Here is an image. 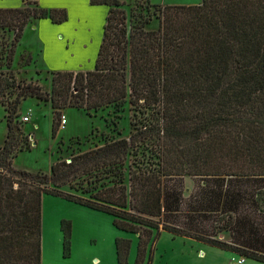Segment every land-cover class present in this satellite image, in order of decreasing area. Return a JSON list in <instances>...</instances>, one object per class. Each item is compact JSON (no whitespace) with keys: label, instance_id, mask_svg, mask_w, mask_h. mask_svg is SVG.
I'll use <instances>...</instances> for the list:
<instances>
[{"label":"trees","instance_id":"trees-1","mask_svg":"<svg viewBox=\"0 0 264 264\" xmlns=\"http://www.w3.org/2000/svg\"><path fill=\"white\" fill-rule=\"evenodd\" d=\"M90 3L109 8L94 68L52 71L50 93L18 80L13 61L32 19L62 23L67 9L38 1L0 8V31L14 32L8 70L0 71L8 129L0 148V264H42L45 194L108 213L118 229L138 234L135 264L162 231L264 262V0L165 5L158 29L147 28L150 18L132 21V5L121 0ZM28 97L51 101L53 137L67 107L127 105L134 130L70 162L58 159L50 174L18 169L13 157L29 149L18 125ZM97 176L88 196L62 189ZM186 176L198 178L194 197L185 196ZM203 217L213 218L210 226ZM61 229L67 250L71 224L63 220ZM225 231L232 243L219 238ZM115 244L118 264H127L131 240Z\"/></svg>","mask_w":264,"mask_h":264},{"label":"rangeland","instance_id":"rangeland-1","mask_svg":"<svg viewBox=\"0 0 264 264\" xmlns=\"http://www.w3.org/2000/svg\"><path fill=\"white\" fill-rule=\"evenodd\" d=\"M23 0H0V8L19 6ZM31 1L32 0H25ZM131 4L127 7L132 21H142L150 18L148 29H158L163 20L162 12L165 5L199 4L202 0H121ZM159 5V6H155ZM88 22L96 39L103 37L105 21L101 22L100 10L105 6H92ZM105 9V8H104ZM107 6V10H108ZM108 13V12H107ZM106 19V17L104 18ZM32 19L25 28L13 61L12 72L24 83L32 81L38 84L44 92H51L52 71L63 70L75 60L79 52V42L86 36L79 34L67 47V37L70 34L71 21L53 23L50 19ZM85 18L81 19L84 25ZM75 22V19H73ZM87 23V22H86ZM36 25V27H35ZM64 35L62 37L61 35ZM14 37V32L8 29L0 31V71L8 68L7 55ZM79 41V42H78ZM71 53L73 55L71 56ZM15 94L7 95L6 100L15 99ZM18 125L22 134L21 143L26 142L29 149L17 150L13 157V165L29 172L50 174L52 165L58 159H67L92 148L104 144L107 140L129 137L134 130V112L129 106L116 108L109 105L99 110L67 107L62 109L60 128L57 135H52L54 109L51 101L37 97L24 99L19 107ZM6 109L0 102V148L7 138ZM29 115L30 120L23 122L22 117ZM63 116L66 124L63 126ZM100 176L91 179H80L74 187L65 186L67 192L88 196V189L98 186ZM74 183V181H73ZM198 178L185 177V196L190 198L196 192ZM194 197V196H192ZM201 224L211 225L213 218L203 217ZM71 224L70 247L65 249L64 234L61 222ZM123 237L131 240V248L127 264H135L138 256L139 236L136 233L118 229L113 223V216L91 209L71 201L63 196L43 195L42 211V264H118L116 239ZM221 240L232 243L235 235L229 231L220 234ZM244 257V264H264L243 254L231 252L198 241L196 239L173 235L162 231L160 235L147 244L142 264H231L239 257Z\"/></svg>","mask_w":264,"mask_h":264},{"label":"crops","instance_id":"crops-1","mask_svg":"<svg viewBox=\"0 0 264 264\" xmlns=\"http://www.w3.org/2000/svg\"><path fill=\"white\" fill-rule=\"evenodd\" d=\"M32 1H38V3L42 7H46V8L63 7L67 9L68 18L66 21L72 20L70 25L74 24V26H71L72 31L67 37V41H66L67 47L70 45L72 41L71 36L73 32H75L74 37H76V35L78 36L79 34H82L84 38L86 36V39H83L81 42L78 41L79 43L77 45H79L78 47L80 48L78 49L79 52L74 57L75 60L63 70L79 71V70H88L94 68L95 61L98 56L100 44L102 42V35L101 38L98 40L94 37L93 32H91L92 29L88 22L90 21L89 19L90 15L95 10L92 7L94 5L90 3V0H32ZM24 2L26 1L23 0L19 6H21ZM98 6H102V5H98ZM99 8H103L102 10L99 9L101 22L104 21L106 22V19L104 18L107 16V12H108L107 6L99 7ZM83 17L85 18L84 25L81 22V19ZM73 19H75V22H73ZM39 20H37V22ZM61 36L64 37L63 34ZM72 55L73 53H71V56Z\"/></svg>","mask_w":264,"mask_h":264},{"label":"built area","instance_id":"built-area-1","mask_svg":"<svg viewBox=\"0 0 264 264\" xmlns=\"http://www.w3.org/2000/svg\"><path fill=\"white\" fill-rule=\"evenodd\" d=\"M30 120V116L29 115H24L23 117H22V121L23 122H28ZM66 117L65 116H63V120H62V122H63V126H65V124H66ZM244 262H245V258L244 257H239L236 261H234V262H232L231 264H244Z\"/></svg>","mask_w":264,"mask_h":264},{"label":"water","instance_id":"water-1","mask_svg":"<svg viewBox=\"0 0 264 264\" xmlns=\"http://www.w3.org/2000/svg\"><path fill=\"white\" fill-rule=\"evenodd\" d=\"M70 161H71V159H70Z\"/></svg>","mask_w":264,"mask_h":264},{"label":"bare ground","instance_id":"bare-ground-1","mask_svg":"<svg viewBox=\"0 0 264 264\" xmlns=\"http://www.w3.org/2000/svg\"><path fill=\"white\" fill-rule=\"evenodd\" d=\"M43 249V248H42Z\"/></svg>","mask_w":264,"mask_h":264}]
</instances>
